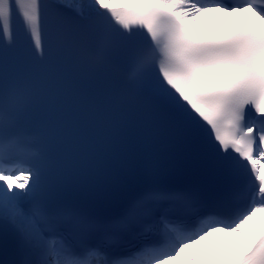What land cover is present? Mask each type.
I'll list each match as a JSON object with an SVG mask.
<instances>
[{"label": "bare ground", "instance_id": "bare-ground-1", "mask_svg": "<svg viewBox=\"0 0 264 264\" xmlns=\"http://www.w3.org/2000/svg\"><path fill=\"white\" fill-rule=\"evenodd\" d=\"M60 6L77 11L86 18H93L102 13L106 8L115 10L133 8L146 3H164L166 6L183 17L184 30L188 34L206 32L212 24L232 18L234 13L202 15L192 8L189 1L185 0H50ZM187 3L186 6L183 4ZM209 10V9H206ZM208 14V15H206ZM254 159L260 169L261 178L264 179V156L254 154ZM35 185V176L25 174L13 175L0 174V219L11 222L23 232L24 237L31 242L38 241L37 222L29 208V194ZM20 205L22 208L20 209ZM249 216V215H248ZM27 220V227L22 225L20 218ZM254 221L241 231L228 232L225 229L214 228L207 233H202L199 238L189 241L185 246L178 248L169 261L161 264H239L255 249L264 234V210L258 208ZM252 218V219H253ZM249 219V218H248Z\"/></svg>", "mask_w": 264, "mask_h": 264}, {"label": "rangeland", "instance_id": "rangeland-1", "mask_svg": "<svg viewBox=\"0 0 264 264\" xmlns=\"http://www.w3.org/2000/svg\"><path fill=\"white\" fill-rule=\"evenodd\" d=\"M256 215V210L253 212V214H251L250 216H249V219H247L246 221H242L240 224H238L235 228H233L232 230H229V231H237V232H239V231H241L244 227H246L248 224H250L251 222H253L254 221V216ZM253 218V219H252ZM20 222H21V224H26V222H25V219L24 218H21L20 219Z\"/></svg>", "mask_w": 264, "mask_h": 264}]
</instances>
